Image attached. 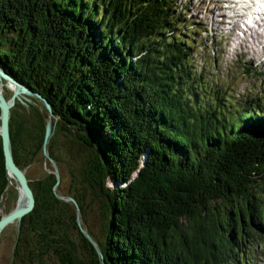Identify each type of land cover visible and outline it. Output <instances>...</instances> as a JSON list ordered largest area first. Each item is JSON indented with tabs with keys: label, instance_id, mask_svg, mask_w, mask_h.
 I'll use <instances>...</instances> for the list:
<instances>
[{
	"label": "trees",
	"instance_id": "trees-1",
	"mask_svg": "<svg viewBox=\"0 0 264 264\" xmlns=\"http://www.w3.org/2000/svg\"><path fill=\"white\" fill-rule=\"evenodd\" d=\"M183 28L174 0H0V66L54 114L16 103L15 163L44 156L49 118L84 149L67 192L60 170L26 175L36 204L15 228L12 264H253L264 90L238 99L210 87ZM18 194L0 136V219Z\"/></svg>",
	"mask_w": 264,
	"mask_h": 264
},
{
	"label": "rangeland",
	"instance_id": "rangeland-1",
	"mask_svg": "<svg viewBox=\"0 0 264 264\" xmlns=\"http://www.w3.org/2000/svg\"><path fill=\"white\" fill-rule=\"evenodd\" d=\"M200 1L174 0L175 11L183 20V33L186 36L188 33L192 35L199 45L196 52L198 69L203 67L205 72L209 71L210 87H221L227 91L228 96H232V92H234L238 99L248 96L257 97L259 92L264 90V39L261 37L263 34L252 31L250 35L249 32H242L241 28L232 34L226 26L221 24L223 19L225 21L230 19L221 18L220 11L213 10L215 8L213 5V7L211 6L210 0H204L209 4L208 10H213V14H209L207 9L202 7ZM213 1L221 5L218 0ZM227 15L228 17L232 16L231 10L227 12ZM235 47H237L236 50ZM1 83L4 95L9 100L14 91L9 84H7L9 88L7 89L4 85L5 81ZM29 98L32 102L34 101L36 107L43 104L35 98ZM48 121L52 124L51 139H54L57 144L52 148L53 153L62 161L59 164L56 163L57 169L63 175L61 187L64 192H67L70 190L71 173H77L84 149L78 147L70 137H67L66 128L69 127L67 123L63 121L58 123L55 118H49ZM51 170H55L52 162L43 154H39L34 163L23 171L32 180H36L44 177ZM16 186L18 185L13 181L12 187ZM94 227L99 228L98 220ZM15 228L16 225H11L0 234V264H12V236ZM258 239L259 237L256 241ZM261 247L256 252L258 255L253 264H264V245Z\"/></svg>",
	"mask_w": 264,
	"mask_h": 264
},
{
	"label": "water",
	"instance_id": "water-1",
	"mask_svg": "<svg viewBox=\"0 0 264 264\" xmlns=\"http://www.w3.org/2000/svg\"><path fill=\"white\" fill-rule=\"evenodd\" d=\"M2 81H5V86L8 88L7 84H9L12 89L14 90L11 98L8 100L6 99L5 95L2 93ZM35 98L37 101H41L46 109L51 113L50 104L46 99H44L40 94L34 93L30 88H27L24 84L17 82L14 78L6 74L5 70L0 66V136L2 139V147L5 159V166L9 176V179H13L14 182L18 185V198L21 196L22 201L17 202L15 209L10 212L9 214L3 216L0 219V234L4 232L9 226L16 225L19 229L20 223L22 219L29 214H31L35 208V196L34 193L29 185V180L24 173V171L17 166L14 161L13 151H12V142H11V135H10V120H11V112L12 109L16 106L17 102H20L24 105L27 109H29L30 104H35L29 98ZM54 115V114H53ZM53 117V116H52ZM52 137V124L50 121L47 122L46 125V134L43 146V153L44 157L49 159V155L47 153V148L49 146L50 140ZM54 167L57 171V178L59 179V172L57 169V165L53 162ZM10 184H12L10 180ZM59 182L57 183V185ZM64 199V198H63ZM67 201H71L79 208L77 202L67 197L65 198ZM79 212V209H78ZM80 215V212L78 213ZM86 237L92 241L91 237L86 234ZM99 255L102 257L101 251L97 248ZM103 264H105L103 262Z\"/></svg>",
	"mask_w": 264,
	"mask_h": 264
},
{
	"label": "bare ground",
	"instance_id": "bare-ground-1",
	"mask_svg": "<svg viewBox=\"0 0 264 264\" xmlns=\"http://www.w3.org/2000/svg\"><path fill=\"white\" fill-rule=\"evenodd\" d=\"M220 2L221 5H219L218 3L214 2L213 0H210V4L211 6L213 5L215 9V11H220V14L219 16L221 18H226V19H230V20H227L225 21V19H223L221 21V24H223L224 26L227 27L228 31L231 32L232 34L235 33L236 29L240 26L239 24V21H241V19H243L244 17H247L249 13H247L243 8L244 7H239V5H242L240 3V1H237L236 5L235 6H232V3H231V6L228 7L229 10H231L232 12V16L231 17H228L227 15V7H226V2L229 3L227 0H218ZM226 1V2H225ZM200 3L202 4V7L204 9H207L208 13L209 14H213V10L209 11L208 10V3L205 2L204 0H201ZM212 6V7H213ZM250 34V33H249ZM242 35V34H241ZM251 35V34H250ZM251 37V36H250ZM262 39H264V37H262ZM235 50L237 49V47L234 48ZM13 87V86H12ZM14 88V87H13ZM3 86H2V93L4 94V90H3ZM14 91V90H13ZM11 182L13 183V179L11 178L10 179ZM21 201H22V198L21 196L18 198V202H20L21 204Z\"/></svg>",
	"mask_w": 264,
	"mask_h": 264
}]
</instances>
